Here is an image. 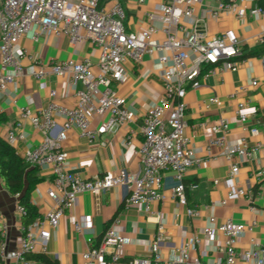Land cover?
<instances>
[{
	"label": "built area",
	"instance_id": "1",
	"mask_svg": "<svg viewBox=\"0 0 264 264\" xmlns=\"http://www.w3.org/2000/svg\"><path fill=\"white\" fill-rule=\"evenodd\" d=\"M140 4L144 0H139ZM203 0H167L159 11H148V26L139 31L127 29V11L120 0H0V99L17 80L25 78L27 72L23 66L24 54H18L15 48L21 38L26 36L33 26L39 33L35 37H69L71 43L88 42L99 51L97 65L90 61L78 62L73 59L57 61L50 65L36 62L30 76L43 81L50 76L69 79L75 94L73 105L59 103L57 92H51V101L46 108L33 111L29 107L20 109V118L15 131L4 135V140L15 147L24 141L23 129L26 123L43 134L42 142L23 152L22 157L30 168L41 172H50L53 185L47 196L52 208L45 219L38 218L28 228H22L21 240L14 250L8 248V225L0 211V260L12 264H41L29 257L40 246L41 253L48 252L51 230L57 229L67 212L72 211L84 194L100 196L117 187L126 188L129 196L127 208L143 207L150 212L154 203H166L171 200L177 206L187 207L185 178L188 171L197 165L195 147L186 136L185 115L186 96L190 90L201 87V82L217 74L234 72L244 56L241 42L234 30L220 35H210L208 22L218 20L224 14L239 20H245L247 11L238 0H221L216 7H206L198 13ZM252 15L264 16V8L258 6L251 10ZM162 34L163 39L155 36ZM264 45V33L258 37ZM151 57L161 66L160 79L163 95L152 104L143 118L141 132L144 141L139 155L142 170L132 172L120 170L108 172L93 179H84L68 170V153L64 148L72 130L94 142L105 134L114 133L135 119L134 112L128 109L127 100L120 95L118 87L128 80L126 64L132 61L142 64L144 57ZM264 77V66H263ZM253 87L260 81L254 79ZM79 85L81 88H79ZM233 97V96H232ZM218 97L211 98L206 108L221 106ZM245 102L237 108L239 122L247 130L248 116L243 113ZM57 116L62 118L60 122ZM95 117H108L98 127H93ZM230 123L221 120L212 127L214 137L208 147H219L221 156L229 163V177L236 178L240 173L239 160H253L254 155L264 149V141L250 146L245 139L228 140ZM252 137H258V128H251ZM106 141L101 145L106 146ZM127 144H131V137ZM170 172L176 181L170 195L163 192L165 174ZM255 182L264 180V164L254 173ZM229 198H247L253 201L252 184L247 188L229 191ZM18 200L17 215L23 219L26 208ZM225 206L226 202L223 201ZM254 211L255 208L251 207ZM190 217H198L199 211L188 208ZM158 232L150 246V257L125 259L124 250L128 239L122 235L115 220L104 233L98 247H91L83 254V264H161L163 246L168 242L165 224L160 216L156 217ZM70 224L82 234L92 231L90 216H70ZM256 222L236 223L233 219L218 222L216 217L209 218V226L203 229L204 237L215 241L224 238L225 258L216 264H237L239 258L247 263L264 264V245L250 239L252 249L239 250V243L256 228ZM88 243L92 245L93 240ZM201 238L195 236L189 244L174 247V258L165 264H206L199 257H192L197 251Z\"/></svg>",
	"mask_w": 264,
	"mask_h": 264
},
{
	"label": "crops",
	"instance_id": "2",
	"mask_svg": "<svg viewBox=\"0 0 264 264\" xmlns=\"http://www.w3.org/2000/svg\"><path fill=\"white\" fill-rule=\"evenodd\" d=\"M126 7V25L129 31H139L148 26L146 13L159 11L167 0H120ZM221 0H203L201 9L216 7ZM261 0H238L240 6L246 9L245 20H239L231 15L224 14L218 20L208 22L210 35H220L227 30H234L241 42L244 56L239 67L234 72L217 74L204 79L201 87L190 90L186 96V136L195 147L198 163L192 167L185 178L188 206H177L174 201L154 203L150 212L143 207L127 208L126 200L129 192L126 188L117 187L100 196L84 194L80 196L76 207L66 213L60 226L51 230V239L48 242L46 256L59 264H83V254L91 247H98L107 228L119 220L116 229L128 239L125 247V259L150 257V246L154 241L158 225L156 217L160 216L165 224L168 242L163 246L161 254L163 262L175 257L174 247L189 244L195 236L201 238L197 251L191 252L192 257H199L203 263L216 264L219 259L225 258L224 238L219 236L215 241L207 240L203 229L209 226V218L216 217L218 222L233 219L236 223L250 224L256 222L257 226L252 233H248L240 240L239 250L252 249L250 239L264 245V180L255 182L254 173L264 164V149L254 155L253 160L245 158L239 160L240 173L236 178L229 177V163L221 156L219 147H208L214 137L212 127L221 120L230 123L228 140L245 139L250 146L264 141V53L252 54L263 46L259 44L258 37L264 33V16L252 15V9L260 6ZM37 26L21 38L15 51L24 54L23 66L27 72L25 78L12 84L6 94L0 99V137L11 131L20 118V109L29 107L35 112L47 107L51 101V92H57L56 100L70 106L75 102V94L70 86L69 79L50 76L39 81L30 76L36 67V62L50 65L57 61L73 59L78 62L90 61L97 65L99 51L88 42L71 43L68 36L60 38H47L39 36ZM156 39H163L162 34ZM128 80L118 87L120 95L126 98L128 109L135 114V119L125 127L114 133L105 134L101 139L90 142L82 138L79 132L72 130L64 148L68 153V170L84 179H93L108 172L129 170L140 172L142 159L139 155L144 141L141 132L143 118L152 104L163 95V85L160 79L161 66L155 59L144 57L142 64L129 61L126 64ZM258 79L260 85L252 86V81ZM79 88L81 86L79 85ZM233 96V97H232ZM214 97L222 101L221 106L206 108V103ZM240 102H245L243 113L248 116L247 130L239 122L237 108ZM61 122L62 118L57 116ZM108 117H95L93 127H98ZM251 128H258L260 135L252 137ZM24 141L15 145L16 151L22 156L27 149L38 146L43 140V134L26 123L23 129ZM131 137V144H127ZM106 141V146H102ZM38 176L41 182L36 185L31 194V202L36 206L39 218L45 219L53 204L47 196L48 189L53 185L50 172H41ZM252 184L253 201L247 198H229L228 193L236 188H247ZM173 174L167 172L163 181V192L170 195L176 186ZM226 205L223 206L222 202ZM15 195L9 193L0 177V211L8 225V248L14 250L18 247L23 228V220L17 215ZM251 207L255 210L252 211ZM188 208L199 211L198 217H190ZM90 216L92 218V231L89 234L77 232L70 224V216ZM1 227V223H0ZM92 239L90 245L88 240ZM40 246L34 255H41ZM0 264H12L0 260ZM237 264L247 263L239 258Z\"/></svg>",
	"mask_w": 264,
	"mask_h": 264
},
{
	"label": "trees",
	"instance_id": "3",
	"mask_svg": "<svg viewBox=\"0 0 264 264\" xmlns=\"http://www.w3.org/2000/svg\"><path fill=\"white\" fill-rule=\"evenodd\" d=\"M260 7L264 8V0H261ZM260 53H264V45L257 48L255 53L250 52L249 55ZM38 174L39 169L30 168L16 149L0 137V177L9 193L21 194L19 202L27 210L26 216L22 219L24 228H28L39 218L38 210L31 202L32 191L41 182ZM29 258L41 264H59L58 261L43 254L32 255Z\"/></svg>",
	"mask_w": 264,
	"mask_h": 264
}]
</instances>
